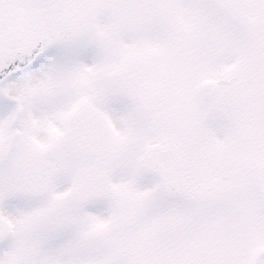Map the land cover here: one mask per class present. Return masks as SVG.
<instances>
[{
  "label": "snow or ice",
  "instance_id": "snow-or-ice-1",
  "mask_svg": "<svg viewBox=\"0 0 264 264\" xmlns=\"http://www.w3.org/2000/svg\"><path fill=\"white\" fill-rule=\"evenodd\" d=\"M0 264H264V0H0Z\"/></svg>",
  "mask_w": 264,
  "mask_h": 264
}]
</instances>
